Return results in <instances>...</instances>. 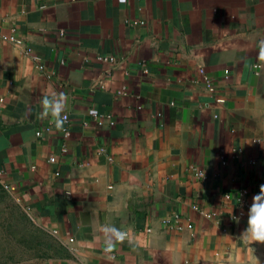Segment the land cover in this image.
<instances>
[{
	"label": "crops",
	"instance_id": "1",
	"mask_svg": "<svg viewBox=\"0 0 264 264\" xmlns=\"http://www.w3.org/2000/svg\"><path fill=\"white\" fill-rule=\"evenodd\" d=\"M0 99V264H264V0H0Z\"/></svg>",
	"mask_w": 264,
	"mask_h": 264
},
{
	"label": "rangeland",
	"instance_id": "2",
	"mask_svg": "<svg viewBox=\"0 0 264 264\" xmlns=\"http://www.w3.org/2000/svg\"><path fill=\"white\" fill-rule=\"evenodd\" d=\"M0 222L1 224L7 223L9 247L14 245L17 253L21 250L23 252L37 250L42 256L55 247L52 234L44 227L42 220L40 227L36 230L35 223H31L28 214L23 212L20 204L15 203L11 198L0 197Z\"/></svg>",
	"mask_w": 264,
	"mask_h": 264
},
{
	"label": "built area",
	"instance_id": "3",
	"mask_svg": "<svg viewBox=\"0 0 264 264\" xmlns=\"http://www.w3.org/2000/svg\"><path fill=\"white\" fill-rule=\"evenodd\" d=\"M16 43H21V41L19 39H16L14 40ZM38 67L41 69L42 66L41 65H38ZM199 73L201 74L202 76V79L206 85V88L209 90V91H214V88H213V85L211 84V81H210V78L209 76L205 73L204 69L200 68L199 69ZM217 101H222V99H217ZM1 99H0V104H1ZM92 118L94 120L97 121L98 124L102 123L101 122V117H99V115H97L96 113H93L92 114ZM62 119L64 121H66L68 119V116L66 114H64L62 116ZM37 135L40 134V132H36ZM49 160L51 162H54L55 161V157H50ZM224 163V162H223ZM196 175L199 177V178H204L205 177V174L202 172V171H196ZM5 188H7V185H4ZM226 197H229L228 194L225 195ZM236 198H237V201H238V207H239V210L236 212V214H234L231 218L232 220H236V219H239V218H242V217H246V216H249V215H255L256 214V210L252 207V205L249 203V201L245 198V190H240L238 191L237 195H236ZM195 209L198 210V207L195 206ZM201 213H203L205 216L207 217H210V214L209 213H204L201 211Z\"/></svg>",
	"mask_w": 264,
	"mask_h": 264
}]
</instances>
